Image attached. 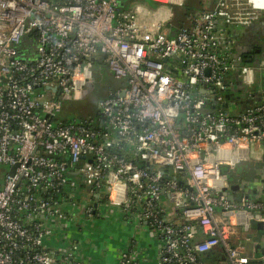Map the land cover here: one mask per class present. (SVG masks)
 <instances>
[{
	"label": "built area",
	"instance_id": "obj_1",
	"mask_svg": "<svg viewBox=\"0 0 264 264\" xmlns=\"http://www.w3.org/2000/svg\"><path fill=\"white\" fill-rule=\"evenodd\" d=\"M262 10L264 0H217L176 27L120 0H0V264H79L77 178L86 217L103 188L156 233L155 264H205L212 250L217 264H264L234 243L239 226L264 224V196L229 200L220 170L264 148V54L253 64L227 33ZM98 54L119 86L96 121L56 122L89 91ZM120 264L137 263L125 249Z\"/></svg>",
	"mask_w": 264,
	"mask_h": 264
},
{
	"label": "crops",
	"instance_id": "obj_2",
	"mask_svg": "<svg viewBox=\"0 0 264 264\" xmlns=\"http://www.w3.org/2000/svg\"><path fill=\"white\" fill-rule=\"evenodd\" d=\"M215 3L216 0H203L204 7L214 6ZM120 5L128 9H135L145 20L158 19L165 23L172 21L170 9L151 0L146 2L123 0V4L120 3ZM262 12L264 10L260 14ZM227 33L235 38L236 50L244 54L247 45V34L243 28L228 27ZM95 64L99 65L100 68L107 69L102 62L100 64L95 62ZM108 72L111 74L109 70ZM240 162L233 168L228 165L220 166L221 172L227 177L229 187L233 184H240L241 190H243V187L249 190L250 197L262 198L264 196V148L254 147L249 158ZM223 167H225V170H222ZM77 193L76 199L79 204V212L73 213L75 215L73 225L77 232L74 235L77 248L72 249L75 261L79 264H120V253L127 249L137 264L156 263L160 242L154 231L142 222L131 218V213H125L119 206L113 205L107 198L103 188L101 198L104 196V201H100V197L95 200L91 199L88 203L93 209L92 216L86 217L81 213V210L87 204L85 191L81 188ZM237 193L238 191L233 192L234 195ZM63 208L66 212L71 210L69 205H64ZM167 219L171 222L179 221L177 214L172 211L168 213ZM237 229L241 235L239 239H234V243L241 246L246 255L258 256L264 254V239L259 240L258 237L261 234L256 228L251 227L248 232L243 231L241 226ZM245 232H247L246 239L244 237ZM249 236H251L253 242L248 239ZM258 241H261L262 244ZM49 243H52V239L49 240ZM219 253L218 250H212L203 258H207L209 254L211 256L217 254V259L222 258Z\"/></svg>",
	"mask_w": 264,
	"mask_h": 264
},
{
	"label": "rangeland",
	"instance_id": "obj_3",
	"mask_svg": "<svg viewBox=\"0 0 264 264\" xmlns=\"http://www.w3.org/2000/svg\"><path fill=\"white\" fill-rule=\"evenodd\" d=\"M120 3L123 4V0H120ZM252 63L257 64L256 62H252ZM117 86H119L118 80H116L112 76V74L108 72L107 69L102 68V67L100 68L99 65L94 64L93 65V83L89 86V91L80 100H65L62 104V110L57 115L56 122L58 120L80 121V120H88V119H93L96 121V119H98V112H99L98 107H97L98 102L104 97H106L111 89L116 88ZM240 87H243V86L240 85ZM223 166H226V165H223ZM222 170H225V167H223ZM76 212L78 213L79 209H76ZM260 234L261 236L259 235L258 238L259 240H263L264 233H260ZM244 237L245 239L247 238V232L244 233ZM250 237L251 236H249L248 239L251 242H253V239ZM259 243H261V241Z\"/></svg>",
	"mask_w": 264,
	"mask_h": 264
},
{
	"label": "trees",
	"instance_id": "obj_4",
	"mask_svg": "<svg viewBox=\"0 0 264 264\" xmlns=\"http://www.w3.org/2000/svg\"><path fill=\"white\" fill-rule=\"evenodd\" d=\"M146 1L147 0H139V2H146ZM122 7H124V6H122ZM203 8H204L203 0H185L184 5L181 7H170L169 9L171 11L172 21L168 22V25L176 26V27H190L195 22V18L197 16V14L199 12H201L203 10ZM233 92L238 94V92H241V89L238 87ZM58 121L63 122V123H68V122L77 121V120H69V121L58 120ZM77 122H79V121H77ZM71 176H73V175H71ZM78 179L79 178H77V181L79 182L78 185L80 188L83 189L84 184L82 183L81 178L79 180ZM100 201H104V196H102V198L100 196ZM76 209H79V208H75L74 211H72V213L76 212ZM219 255L221 256L220 253H219ZM213 257H214V259H213ZM216 259H217V254H213L212 256H211V254H209L207 256V258H202V260H204L205 264H217L218 261L221 260L222 258L219 257L217 260Z\"/></svg>",
	"mask_w": 264,
	"mask_h": 264
},
{
	"label": "flooded vegetation",
	"instance_id": "obj_5",
	"mask_svg": "<svg viewBox=\"0 0 264 264\" xmlns=\"http://www.w3.org/2000/svg\"><path fill=\"white\" fill-rule=\"evenodd\" d=\"M264 12L259 13L257 19L249 27L243 28L246 35V48L244 55L252 56L253 61L260 60L264 54Z\"/></svg>",
	"mask_w": 264,
	"mask_h": 264
},
{
	"label": "water",
	"instance_id": "obj_6",
	"mask_svg": "<svg viewBox=\"0 0 264 264\" xmlns=\"http://www.w3.org/2000/svg\"><path fill=\"white\" fill-rule=\"evenodd\" d=\"M177 31L176 28H172L171 29V32H170V36H174L175 32ZM246 56V55H245ZM102 58H103V55L102 54H98L97 56L95 57H91L89 58L88 60L92 63H95L97 62L98 64H100L102 62ZM247 62H252L250 59H246ZM258 61H256V63H258ZM113 76V75H112ZM114 77V76H113ZM228 97V96H227ZM204 111H207L206 109H204ZM99 127H101V122L99 123ZM241 163V162H240ZM238 163V164H240ZM237 164V165H238ZM12 173V172H11ZM245 187H243V190H241V186L240 184H233L231 185L230 187L228 186V190L226 189V191L224 192L225 195L228 197L229 200H236V201H239L241 196H242V193L241 192H238L236 195L233 194L234 191H245L246 193V196L249 195V190L247 189H244ZM231 192V193H230ZM251 227L253 228H256L257 231H259V233H264V224L262 222H258V221H251Z\"/></svg>",
	"mask_w": 264,
	"mask_h": 264
},
{
	"label": "bare ground",
	"instance_id": "obj_7",
	"mask_svg": "<svg viewBox=\"0 0 264 264\" xmlns=\"http://www.w3.org/2000/svg\"><path fill=\"white\" fill-rule=\"evenodd\" d=\"M252 1V0H251Z\"/></svg>",
	"mask_w": 264,
	"mask_h": 264
}]
</instances>
